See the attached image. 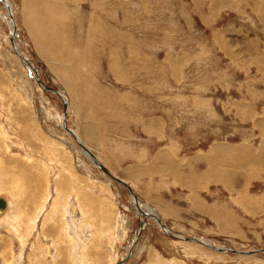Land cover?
<instances>
[{"label":"rangeland","instance_id":"rangeland-1","mask_svg":"<svg viewBox=\"0 0 264 264\" xmlns=\"http://www.w3.org/2000/svg\"><path fill=\"white\" fill-rule=\"evenodd\" d=\"M25 1L7 0L15 46L69 105L19 59L0 4V264H264V0ZM63 113L121 174L200 153L223 181L199 190L207 216L165 221L170 196L196 192L141 198L112 174L167 231L142 221Z\"/></svg>","mask_w":264,"mask_h":264},{"label":"crops","instance_id":"crops-1","mask_svg":"<svg viewBox=\"0 0 264 264\" xmlns=\"http://www.w3.org/2000/svg\"><path fill=\"white\" fill-rule=\"evenodd\" d=\"M159 152L160 151L158 150V153ZM167 157L169 163H172L173 165L169 164L163 174L160 172L157 173L162 175L155 176H145L144 165L139 164L140 160H138L135 166L132 168L134 174L131 175H128V173H118L117 171L113 170L109 163L105 161H103V164L99 161L98 162L112 174L117 175L122 180L124 179L128 181L131 186L128 183L127 184L132 189H134V192L138 194L141 198L145 197L142 193H154L157 196L158 194L166 190L167 194L169 195V192L171 191V186L175 184H178L175 186L180 188V190L188 191L189 193L196 192L195 195H188V208H184L177 198H173L169 195L170 203L167 205V210L164 211L165 214L162 215V219L165 221H167L166 217L168 219H176L181 214L185 213H195L197 215H202L204 213L207 216L208 202L206 200H203L199 190H201L202 188H206L207 183L211 181L219 182L220 184H222L223 181L220 171H218L217 169H214V172L210 170L208 168L207 161L200 156V153L199 158H189L187 160H182L175 159L174 157L172 158L170 152H168L167 150ZM126 171H129V167ZM140 182L142 184L146 183L148 185V190L141 189L140 191V186L138 185ZM143 190H145V192ZM181 208L183 209V211H181ZM159 213H162V211H160Z\"/></svg>","mask_w":264,"mask_h":264},{"label":"bare ground","instance_id":"bare-ground-1","mask_svg":"<svg viewBox=\"0 0 264 264\" xmlns=\"http://www.w3.org/2000/svg\"><path fill=\"white\" fill-rule=\"evenodd\" d=\"M27 1V0H26ZM25 1V2H26ZM24 2V3H25ZM28 2V1H27ZM29 3V2H28ZM0 4L3 6V8H5L6 9V14H3V18L7 21V23H8V25H9V27H10V37H12V40H11V42H12V45H13V47H14V50L17 52V53H19V59L26 65V67L27 68H31V70H32V72L36 75V76H38L37 75V70H36V68L34 67V65L32 64V62L31 61H29L28 60V58H26L25 56H22L21 54H20V52L17 50V48H16V46H15V42H14V36H15V34H16V32H15V27H14V22H13V19H12V13H11V9H10V5H9V3L7 2V0H0ZM27 4V3H26ZM26 4H24V5H26ZM23 5V6H24ZM95 5V4H94ZM27 6H29V5H27ZM25 8V7H24ZM48 16H49V14H48ZM50 18V20L51 21H53L54 19L52 18V17H49ZM100 18V17H99ZM71 22V21H70ZM102 28V27H101ZM100 28V29H101ZM40 29H42V30H44L45 32H49L50 31V28H49V30L47 31L46 29H44V28H40ZM32 31V30H31ZM33 31H39L40 32V30H39V28H34L33 29ZM44 31L41 33L40 32V34H41V39H43V40H45V38H46V36H45V34H44ZM54 32V31H53ZM52 35V34H51ZM48 37H49V35H48ZM54 38V37H53ZM56 39V38H55ZM59 43V42H58ZM53 45V44H52ZM53 47V46H52ZM46 48V47H45ZM51 48V47H50ZM48 49L49 48H47V49H45V53L46 52H48ZM60 49H63V48H60ZM41 50V49H40ZM39 50V51H40ZM50 50V49H49ZM105 50V49H104ZM66 51V50H65ZM70 52V51H69ZM53 53V52H52ZM56 54V53H55ZM57 54H65V52H60V51H57ZM67 54H72V53H67ZM73 55V59L76 57V54H72ZM17 56H18V54H17ZM68 60V58H63V60H62V63L63 64H66V61ZM75 60V59H74ZM91 61V60H90ZM29 66V67H28ZM126 67V66H125ZM115 69V68H114ZM66 74V73H65ZM34 75V76H35ZM67 75V74H66ZM36 79H37V77H35ZM37 82H38V80H36ZM39 83V82H38ZM41 83V82H40ZM39 83V84H40ZM41 85V84H40ZM43 85H41V87H42ZM68 86H70V85H68ZM47 88V87H46ZM48 89V88H47ZM50 89V88H49ZM51 90H53V91H56L55 93L57 94V95H59L61 98H62V100H63V103H64V106H65V108H67L68 107V101L67 100H65V98L62 96V91H58V90H55V89H51ZM51 90H49V91H51ZM75 92H76V88H75ZM65 93V92H64ZM73 93V92H72ZM74 94V93H73ZM59 119H60V126L62 127V128H64V125H65V127H66V115L63 113L62 114V116L60 115V117H59ZM65 129V128H64ZM67 129V128H66ZM68 131H70V132H68V131H66V132H68L69 134H71L73 137H75L76 138V136H75V134L76 133H74V132H76V131H74L73 132V130H70V129H67ZM91 132V131H90ZM161 136V135H160ZM76 140H77V142H78V144H79V146H80V148H82L83 150H81V153L84 155V156H86L89 160H92V162H93V164L95 165V166H97L96 165V162L94 161V159L96 160V158H95V156H94V154L90 151V150H88V148L86 147V146H84V145H82L81 144V140H80V142L78 141V139L76 138ZM87 150L90 152V153H92V156H90L89 155V153H87ZM230 150V149H229ZM233 151H234V149H233ZM222 152V151H221ZM236 152V151H235ZM215 155V154H214ZM88 156H90V158L88 157ZM93 157V158H92ZM97 161V160H96ZM98 162V161H97ZM99 163V162H98ZM100 164V163H99ZM101 165V164H100ZM173 165V164H172ZM250 165V164H249ZM98 167V166H97ZM103 168H104V166H103ZM106 169V168H105ZM107 170V169H106ZM103 171V170H102ZM108 171V170H107ZM104 172V171H103ZM109 172V171H108ZM110 174H111V178L113 179V178H116L114 175H112V173L111 172H109ZM107 174V173H106ZM108 175V174H107ZM109 176V175H108ZM116 182H118V183H120V184H124V185H126L122 180H120V179H118V178H116V179H114ZM123 185V186H124ZM128 186V185H127ZM125 187V186H124ZM129 187V186H128ZM126 188V187H125ZM127 189V188H126ZM129 189L131 190V188L129 187ZM127 191H128V193L130 194V197H131V203L133 204V206L135 207V209H136V215H137V217H140L141 219H142V221L145 219L144 217H146V216H149L150 218H152V219H154L156 222H157V225L159 224V226L161 227V229L163 228L165 231H167V229L165 228V226H163V223L156 217V215L155 214H152L151 212H150V208H148V207H146L143 203H141L137 198H136V196L135 195H133L134 193L132 192V190H131V192L127 189ZM1 198H3L4 200H5V202H6V206H5V208H3V209H0V217L1 216H3V214L5 213V212H7L6 210H7V208H8V200L6 199V198H4V197H2V196H0ZM10 205V204H9ZM245 205V204H244ZM145 213H147V214H145ZM142 221H141V223L140 224H142ZM141 226V225H140ZM144 226V225H143ZM142 226V227H143ZM141 227V228H142ZM173 236L174 237H177V238H179V239H182V240H185V241H190V242H197V243H200V244H203V245H205V246H207L208 248H211V249H213V250H215V251H217V252H223V251H232V249H230V248H225V247H222V248H219V247H217V246H213V245H211L209 242H207V240L206 239H200V238H195V237H191V238H184L183 236H181V235H179V234H177V233H173ZM236 251H238V250H236Z\"/></svg>","mask_w":264,"mask_h":264},{"label":"water","instance_id":"water-1","mask_svg":"<svg viewBox=\"0 0 264 264\" xmlns=\"http://www.w3.org/2000/svg\"><path fill=\"white\" fill-rule=\"evenodd\" d=\"M11 39H12V37H11ZM15 53L16 54H18V57H19V53H17L16 51H15ZM37 77V80H38V82L40 83V80H39V78H38V76H36ZM41 84V83H40ZM42 87H44V86H42ZM44 88H46V87H44ZM47 89V88H46ZM48 90H51V89H49L48 88ZM52 92H56V91H53V90H51ZM64 128H65V130L66 131H68L67 129H66V127H65V125H64ZM68 132H70V131H68ZM87 153H89V155L90 156H92V153H90L88 150H87ZM93 158V157H92ZM94 161L96 162V165L98 166V168H100L101 170H103L105 173H107L109 176H111V174L105 169V168H103V166L102 165H100L95 159H94ZM113 179H116V178H113ZM124 185V184H123ZM130 192H131V190L129 189V187L127 186V185H124ZM5 206H6V202H5V200L3 199V198H1L0 197V209H3V208H5Z\"/></svg>","mask_w":264,"mask_h":264}]
</instances>
